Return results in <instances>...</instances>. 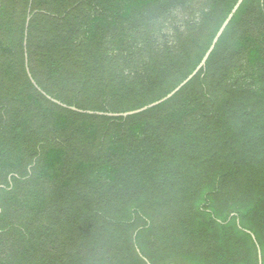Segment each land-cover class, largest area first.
<instances>
[{
  "label": "trees",
  "instance_id": "1",
  "mask_svg": "<svg viewBox=\"0 0 264 264\" xmlns=\"http://www.w3.org/2000/svg\"><path fill=\"white\" fill-rule=\"evenodd\" d=\"M237 1L0 0V264H264V0L97 114Z\"/></svg>",
  "mask_w": 264,
  "mask_h": 264
},
{
  "label": "water",
  "instance_id": "2",
  "mask_svg": "<svg viewBox=\"0 0 264 264\" xmlns=\"http://www.w3.org/2000/svg\"><path fill=\"white\" fill-rule=\"evenodd\" d=\"M244 0H238L237 3L235 4V6L233 7V9L231 10V12L229 13V15L227 16V18L225 19V21L223 22V24L221 25L220 29L218 30L217 34L215 35L209 49L207 50V52L205 53L203 59L201 60V63L198 65V67L183 81L181 82L171 93H169L167 96H165L164 98H162L159 101H156L154 103H151L141 109L135 110V111H130V112H126V113H118V114H111V113H97L100 115H106L109 117H127V116H131L134 114H138L140 112H143L149 108H152L154 106H157L163 102H165L166 100L170 99L175 93H177L183 86H185L204 66L205 63L207 61V59L209 58L210 54L212 53V51L215 48V45L217 44L219 38L221 37L222 33L224 32L225 28L227 27V25L229 24V22L231 21V19L233 18L234 14L237 12V10L239 9L240 5L243 3ZM27 72L29 73V70L27 69ZM72 110H75L74 108H71ZM89 114H93V112H88ZM259 264H261V256L259 253Z\"/></svg>",
  "mask_w": 264,
  "mask_h": 264
}]
</instances>
